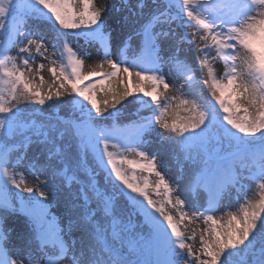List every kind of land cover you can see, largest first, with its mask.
<instances>
[{
  "label": "snow or ice",
  "instance_id": "6c2138e0",
  "mask_svg": "<svg viewBox=\"0 0 264 264\" xmlns=\"http://www.w3.org/2000/svg\"><path fill=\"white\" fill-rule=\"evenodd\" d=\"M116 11L118 43L106 3L0 0V264H264V0H122ZM81 40L102 52L89 71ZM153 136L192 166L191 203ZM233 195L242 206L218 218ZM11 215L28 226L24 255L8 247Z\"/></svg>",
  "mask_w": 264,
  "mask_h": 264
},
{
  "label": "rangeland",
  "instance_id": "374dc122",
  "mask_svg": "<svg viewBox=\"0 0 264 264\" xmlns=\"http://www.w3.org/2000/svg\"><path fill=\"white\" fill-rule=\"evenodd\" d=\"M133 4L137 3V0H131ZM98 4L106 3L108 6V13H107V20L106 23L110 26V29L113 30V36L114 41L119 42L124 38V32L120 31L118 29V26L114 23L115 19L118 18L121 14L116 11L117 8L121 6L122 0H97ZM194 31L192 27H182L179 29V32L181 34H191ZM43 34L45 36V43L48 45L49 53L51 54L52 44L55 43L52 33L48 29H43ZM74 46L80 50L81 52L87 50L91 56L90 58H87L85 60V70L89 71L92 68H94L97 64L100 63V60L102 58V52L98 50V48L95 45H87L84 43L83 40L76 42L73 41ZM60 45L57 44V49H59ZM184 52L182 55H186L188 60L192 63L194 67L198 68V60L195 57V54L192 50L191 45H183ZM15 54V53H13ZM36 60L33 63V67L36 68L40 63H45V69L42 72V75L45 78L46 84L45 89L52 83V77L50 73L48 72V62L46 60H43L39 57L38 54H35ZM54 58V57H52ZM204 57L201 56L200 60H203ZM211 62L213 63L215 69L223 68L222 61L219 60V58L211 59ZM107 70V67H106ZM223 71V70H222ZM217 72V70H216ZM165 74L169 78V80L173 79L174 74L170 71L165 70ZM196 75L198 77H201L202 74L197 71ZM218 76H222L223 72H217ZM100 98H103L102 94H100ZM23 106V105H22ZM32 106H28V110H31ZM47 107V106H45ZM111 111V110H110ZM61 114H64V108L61 106ZM131 116L130 111H125L120 117L121 122H126ZM151 144L149 146V150L152 152H158L162 156L163 159V171L166 174V178H170L172 181H185L187 184L189 176L192 174L193 168L190 164L185 163L182 161V159L179 157L178 153L175 150L174 145H172L169 142H163L161 143L159 140V137L153 136L151 137ZM183 169V171L181 170ZM21 171H24L28 182L31 184L34 182L35 177L31 175V173L28 172L26 168H21ZM147 175V173H146ZM43 178V177H42ZM151 179L154 181L156 179L155 176H152ZM249 196L250 198L255 199V196L252 194L253 189H249ZM51 204H52V210L55 214L61 215L63 212V203H62V195L63 193L58 191V181H53L51 183ZM186 194L189 195V193L186 190ZM186 200V202L191 203L192 198L189 195V198L186 199L184 196H182ZM202 203V202H201ZM243 201L237 200L236 196H230L225 201L224 204L221 206V210L219 209L216 212V216L218 218H224L226 221L227 219V212L229 211H237L242 206ZM11 224V225H10ZM206 225L203 222H196L188 224L189 233L191 232V229H204ZM5 228L9 231L10 239L8 241V247L15 250L20 249L21 255H24V252L26 251V240L29 236L28 226L26 224L25 218L21 215H11L7 218V222L5 224ZM196 247H199V236H197L196 240Z\"/></svg>",
  "mask_w": 264,
  "mask_h": 264
},
{
  "label": "bare ground",
  "instance_id": "6f19581e",
  "mask_svg": "<svg viewBox=\"0 0 264 264\" xmlns=\"http://www.w3.org/2000/svg\"><path fill=\"white\" fill-rule=\"evenodd\" d=\"M216 70H217V72L219 71V72H223L222 70H223V68H216ZM131 158V157H130ZM173 182H177L178 184H179V186H180V188H181V192H182V196H184L186 199H188L189 198V195H187L186 194V188H185V185H186V183H185V181H183V182H181V181H173ZM155 198L156 199H159L158 197H156L155 196ZM201 200H202V198H201ZM11 225V224H10Z\"/></svg>",
  "mask_w": 264,
  "mask_h": 264
}]
</instances>
